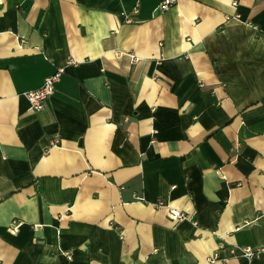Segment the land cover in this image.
<instances>
[{
  "label": "crops",
  "instance_id": "0c3cea01",
  "mask_svg": "<svg viewBox=\"0 0 264 264\" xmlns=\"http://www.w3.org/2000/svg\"><path fill=\"white\" fill-rule=\"evenodd\" d=\"M138 1L0 0V264H264V0Z\"/></svg>",
  "mask_w": 264,
  "mask_h": 264
},
{
  "label": "built area",
  "instance_id": "2783aa9c",
  "mask_svg": "<svg viewBox=\"0 0 264 264\" xmlns=\"http://www.w3.org/2000/svg\"><path fill=\"white\" fill-rule=\"evenodd\" d=\"M175 0H160L157 7L160 10H164L171 6ZM139 1L134 0L131 11L136 13L138 11ZM126 17V16H125ZM129 19V17H127ZM130 20V19H129ZM63 73V66H57L52 72L43 76L41 83L33 88L25 90L23 95L27 99L29 104V108L32 110H36L41 108L44 105L46 98L53 92L55 83L60 79L61 74ZM56 139L52 140V144L56 143ZM155 207H164L167 209V215L174 220H184L190 219L188 214L179 210L175 207L170 206L167 202L162 199H157L152 202ZM16 224H13L15 227ZM264 251V246H257L254 248L243 246L240 248V255L244 257H250L253 255H258ZM217 259V254L213 252L206 261V264H214ZM222 264H226L222 262Z\"/></svg>",
  "mask_w": 264,
  "mask_h": 264
}]
</instances>
